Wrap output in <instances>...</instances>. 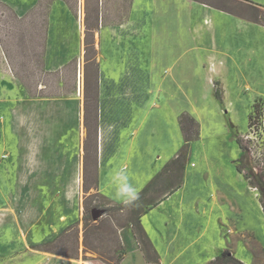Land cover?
Returning <instances> with one entry per match:
<instances>
[{"label": "rangeland", "instance_id": "374dc122", "mask_svg": "<svg viewBox=\"0 0 264 264\" xmlns=\"http://www.w3.org/2000/svg\"><path fill=\"white\" fill-rule=\"evenodd\" d=\"M107 1L0 0V264H119L123 231L157 262L140 217L182 184L187 169L196 174L189 183L193 199L206 200L210 186L212 199L187 204L206 212V221L196 222L200 237H185L192 241L170 264H209L214 250L216 256L228 251L242 264H264V9L198 0L239 16L211 15L200 55L186 29L196 9L176 0L169 10L175 23L161 20L159 30H145L146 58L154 59L146 66L156 67L155 74L131 60L133 73L122 76L101 69L109 64L108 48L99 46L95 29L124 21L130 0ZM166 66L170 70L162 74ZM23 88L29 97L65 95L80 105L73 129L80 138L61 155L75 180L79 173L75 199H67L72 206H57L60 190L27 186L26 175L9 186L10 163L28 171L36 164L33 156L27 163L9 156L15 152L9 111L16 103L21 107ZM157 116L165 133L153 143L150 134L158 128L146 120ZM35 117L30 111L28 118ZM134 119L135 132L144 126L143 134L135 143L121 140L120 127ZM28 124V151L36 155L40 144ZM134 145L140 157L126 153ZM48 200L55 206H46ZM68 211L71 221L62 223ZM201 245L204 255L189 261L200 257Z\"/></svg>", "mask_w": 264, "mask_h": 264}, {"label": "crops", "instance_id": "0c3cea01", "mask_svg": "<svg viewBox=\"0 0 264 264\" xmlns=\"http://www.w3.org/2000/svg\"><path fill=\"white\" fill-rule=\"evenodd\" d=\"M181 1L186 4L193 5L192 8L196 9L193 24L191 27L188 26L186 29L188 31V29L191 28L192 40H195L196 42L194 46L201 49L199 52L200 55L203 52V48H200V45L204 44L203 42H205V36L207 33L204 28L206 26L212 28L211 25L213 24V20L211 15L215 16L219 14L222 16V14H226L234 18L239 17L234 14V12L220 7H211V5H208L203 1ZM236 1L244 2L254 7L264 9V0ZM63 3L65 7L68 8L64 1ZM175 3L176 0H130L124 21L114 23L117 24L114 26L116 27V30L119 29L117 30L118 32L114 31L115 27H112L113 25H108V23L104 22L98 25L95 30H97L96 32L99 36V46L101 48H108L104 52L107 57L106 60H109V64H105L102 66L103 68H101L104 74H122V76L124 74H132L133 69L128 64L129 62L132 64V61H137L148 72V74H155L157 71L156 67L146 66V62H153L154 59L153 57L151 59L146 58L145 47L143 46L145 43V30H148L149 27H151L154 31L159 30L158 23L161 22V20H164L166 23H170V25L172 24V20H174L175 23L176 19H173L169 12ZM173 14H175V9ZM203 21H207V24ZM172 29H174V26ZM107 31L114 32L116 36H108ZM104 35L105 37L103 38ZM129 57H131L130 61H128ZM117 65L120 69L117 68ZM114 67L117 69H114ZM169 70L168 66L162 68V74H167L166 72ZM194 72L196 73V70ZM203 73L204 72L201 71V74ZM78 74H80V68L78 70ZM19 100L21 101V107H17L16 103L15 106L10 107L9 111V135L15 142V152L12 153L10 151L9 156L13 155V158L16 160L20 156L24 163H27V157L31 158L33 156L32 162L35 159L36 164H34L31 168L29 167L30 170L28 171L25 166H21L17 161L14 162L13 167L10 163L9 171L13 168L14 172H9V186H11L12 183H16L19 175H26L28 176L25 178V184H27V186L32 183L36 186L39 185L40 189H44V191L47 192L50 191V189L60 190L62 194L60 197H57L59 201L56 202L57 206H72L73 203H67V199H72V201L75 199L76 189L79 188V173L76 172L77 180H75L72 174L74 171L72 172L69 167H64V164L67 163V159H64V156L62 157L61 155L65 153L66 149L70 150L73 148V144L77 143L80 138L79 131L73 130L78 128L77 124L79 125V123L76 122V114L80 111V105H78L75 100H73L72 103L71 98L65 95H58L55 97H29L25 88H23L22 97L19 98ZM29 100L33 101V103L31 104ZM132 110L135 111L134 108ZM30 111L36 116L33 120L28 118ZM124 116L126 115H123L122 117ZM157 117L158 118H155V120H146L151 121V124L158 128L154 129L150 134V141L153 143L160 141L161 137L165 133L160 128L161 118L159 116ZM30 121H32L30 127L32 128L31 136L33 137V141L40 144L39 149L41 152L36 155L35 153L30 154V151H28L30 149V146H28L30 136L28 135L29 133L27 129L29 126L28 122ZM125 124H127V121ZM138 124V120L135 119L127 125L123 124L122 127H120L122 129L119 133L121 140L130 142L133 141L135 143L144 131V126H142L140 131L138 130L135 132V128ZM71 130L75 134H73ZM42 142L47 145L45 147H41ZM100 149L101 147L99 145V152L101 153ZM129 149L130 148L127 146L125 151L126 153L130 152L131 156H141V153L136 145H134L131 150ZM68 157V160L70 161L69 154ZM8 159L13 160L11 157ZM24 163L23 165H26ZM193 172L194 169L193 171L191 169H187L182 184L172 191L167 192L164 196L154 202L148 211L140 217V226L149 243L150 253L156 256V261L158 263L155 262L153 258H149L147 256V252L143 250L138 238L132 232L123 231L121 233V230L120 237L124 248V254L119 264H170L176 255L181 253V250L187 246V243L192 241L185 239V237L189 235L192 239L200 237L201 228L196 222L198 220L206 221V212L203 215L201 212H195L191 207L189 208L190 210L186 208L188 203H194L198 200L201 202H209V200L212 199L210 197L212 188L211 186L209 187L206 200H203V198L199 196L196 197V199H200H193L195 189H192L191 186L189 187V183L194 181L193 179L196 176L195 172ZM32 176H35V178H32ZM27 186H25L24 189H32L31 187H33ZM46 206H50L49 208H52L55 204L53 200H48L46 201ZM71 218L72 216L70 211L66 213L64 212L61 221L62 223H65L71 221ZM205 234V237L208 238V233ZM194 245L195 244L191 246ZM201 247L203 248V251L200 253V257L197 259L188 257L189 261L199 260L204 255L206 249L202 245ZM213 253L214 254H212L209 259L213 260L216 257L215 250ZM172 264H183V262L177 260Z\"/></svg>", "mask_w": 264, "mask_h": 264}, {"label": "trees", "instance_id": "16d2710c", "mask_svg": "<svg viewBox=\"0 0 264 264\" xmlns=\"http://www.w3.org/2000/svg\"><path fill=\"white\" fill-rule=\"evenodd\" d=\"M252 119V118H250ZM189 140V139H187ZM239 143V140H238ZM234 262L237 264H242V262H240L239 260H237L236 258H234L233 256L230 255V253L228 251H223L219 256H216L213 260H211V262L209 264H218L219 262Z\"/></svg>", "mask_w": 264, "mask_h": 264}, {"label": "bare ground", "instance_id": "6f19581e", "mask_svg": "<svg viewBox=\"0 0 264 264\" xmlns=\"http://www.w3.org/2000/svg\"><path fill=\"white\" fill-rule=\"evenodd\" d=\"M94 212H95V213H98V214L100 213V211H99V210H96V211H94ZM98 214H97V215H98Z\"/></svg>", "mask_w": 264, "mask_h": 264}, {"label": "water", "instance_id": "95a60500", "mask_svg": "<svg viewBox=\"0 0 264 264\" xmlns=\"http://www.w3.org/2000/svg\"><path fill=\"white\" fill-rule=\"evenodd\" d=\"M93 210H94V209H93ZM101 212H102V211H101ZM101 212H100V213H101ZM93 213H94V212H93ZM94 218H96V217H95V214H94Z\"/></svg>", "mask_w": 264, "mask_h": 264}]
</instances>
